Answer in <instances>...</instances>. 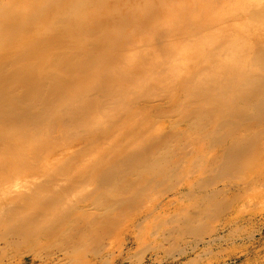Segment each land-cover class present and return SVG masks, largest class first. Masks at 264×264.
<instances>
[{"label": "bare ground", "instance_id": "obj_1", "mask_svg": "<svg viewBox=\"0 0 264 264\" xmlns=\"http://www.w3.org/2000/svg\"><path fill=\"white\" fill-rule=\"evenodd\" d=\"M240 219L259 242L264 0H0V264L179 259Z\"/></svg>", "mask_w": 264, "mask_h": 264}, {"label": "rangeland", "instance_id": "obj_2", "mask_svg": "<svg viewBox=\"0 0 264 264\" xmlns=\"http://www.w3.org/2000/svg\"><path fill=\"white\" fill-rule=\"evenodd\" d=\"M257 190L258 187L256 185H251L246 192V201L251 202V205L260 209V205L263 201H259V198H256L257 194L255 195V193ZM260 212L263 211L260 210ZM226 220L227 217L224 216L221 219V223H224ZM257 220L258 219H254V222L251 219L236 220L226 231L216 232L212 236H207L205 240L215 238L211 244L203 241L197 242L194 238L186 237L182 243L179 244L178 248L181 250L191 251L194 250L192 248L193 246H197L198 248L195 249L196 251L194 250L195 252L191 253L189 256L180 257L179 259H175L176 256H179V252H176L177 250L174 251L175 253H169L166 248L162 247L150 252L146 261L137 260L133 255V257L126 260V258L130 257L131 254L135 255L137 248L134 246L133 250L128 251L127 249L125 250V247L128 246L123 244L124 248H122V250L121 247L117 249L118 251L120 250L121 253H119L116 249H114V251L111 250L108 255L99 259V262L103 263L104 260H108L110 264H182L187 262L189 259L195 258L190 264H264V236L259 242H256V239H254L255 234L259 236V228L256 224ZM220 234H222L223 237H221L222 235ZM122 236L123 235H118L116 239H121ZM232 255H236L239 258L237 259L234 257L228 262L221 261L226 260L227 257Z\"/></svg>", "mask_w": 264, "mask_h": 264}]
</instances>
